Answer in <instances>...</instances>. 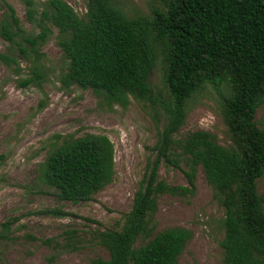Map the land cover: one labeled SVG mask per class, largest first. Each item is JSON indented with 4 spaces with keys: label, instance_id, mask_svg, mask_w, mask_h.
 Here are the masks:
<instances>
[{
    "label": "trees",
    "instance_id": "obj_1",
    "mask_svg": "<svg viewBox=\"0 0 264 264\" xmlns=\"http://www.w3.org/2000/svg\"><path fill=\"white\" fill-rule=\"evenodd\" d=\"M163 1L164 10L129 18L112 0H87L84 16L63 0L39 5L26 0L27 19L39 33H27L9 7L0 35L26 56L25 45L38 52L56 28L69 62L62 83L91 88L123 105L129 96L159 100L151 75L158 50L164 54L169 100L161 101L165 125L158 132L156 155L122 229L99 234L109 259L97 258L92 264H179L191 232L171 228L152 237L150 216L157 211L160 195L192 193L198 167L225 208L224 263L264 264V194L258 190L264 176V129L256 121L264 103V0ZM0 61L9 64L15 59L0 53ZM207 85L228 87L222 106L230 147L202 130L183 140L176 137L185 124L189 100ZM163 162H184L190 187L162 180ZM40 172L62 201L90 200L113 180L114 145L107 135L98 134L66 140Z\"/></svg>",
    "mask_w": 264,
    "mask_h": 264
},
{
    "label": "rangeland",
    "instance_id": "obj_2",
    "mask_svg": "<svg viewBox=\"0 0 264 264\" xmlns=\"http://www.w3.org/2000/svg\"><path fill=\"white\" fill-rule=\"evenodd\" d=\"M37 5L50 0H34ZM80 15L87 13V0H63ZM129 18L152 16L164 10L163 0H112ZM12 7L21 27L29 34L40 29L27 19L26 0H0V24L9 19ZM58 30L38 52L19 47L0 35V53L15 59L0 61V264H92L97 258L109 259L99 234L121 230L140 189L149 161L156 153L159 129L165 125L161 101L169 94L164 82V54L151 75L155 98L128 97L126 104L109 102L105 95L79 85L66 86L68 60L58 44ZM30 81L28 85H23ZM228 87L205 86L188 102L185 124L176 133L186 139L195 131L216 136L232 146L223 117V99ZM159 121V125L156 124ZM256 121L264 129V103ZM87 134L107 135L114 145L113 180L90 200L62 201L58 191L41 179V168L50 154L66 140ZM189 167L167 162L159 175L171 185L189 186ZM192 193L160 195L157 211L150 216L152 237L171 228L191 232L179 264H225L222 241L225 237V208L217 193L197 168ZM264 194V176L258 181ZM142 240H138V246Z\"/></svg>",
    "mask_w": 264,
    "mask_h": 264
}]
</instances>
